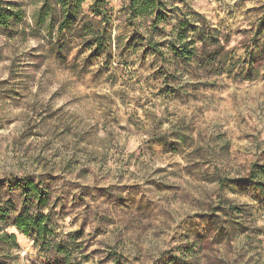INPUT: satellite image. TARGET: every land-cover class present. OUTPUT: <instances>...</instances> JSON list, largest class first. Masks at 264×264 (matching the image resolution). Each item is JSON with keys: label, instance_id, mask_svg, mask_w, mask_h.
Wrapping results in <instances>:
<instances>
[{"label": "rangeland", "instance_id": "1", "mask_svg": "<svg viewBox=\"0 0 264 264\" xmlns=\"http://www.w3.org/2000/svg\"><path fill=\"white\" fill-rule=\"evenodd\" d=\"M5 1L23 10L25 33L0 35L2 198L18 212V181L43 184L66 263L264 264L259 191L227 193L251 214L222 234L207 223L222 202L214 175L243 179L264 165V0H169L157 41L172 40L183 15L201 16L196 26L215 30L222 48L211 69L176 66L168 47L163 61L141 59V47L111 61L74 44L58 50L55 35L34 26L35 3ZM127 3L108 0L114 21ZM49 258L21 238L0 264Z\"/></svg>", "mask_w": 264, "mask_h": 264}, {"label": "trees", "instance_id": "2", "mask_svg": "<svg viewBox=\"0 0 264 264\" xmlns=\"http://www.w3.org/2000/svg\"><path fill=\"white\" fill-rule=\"evenodd\" d=\"M37 6L33 15L35 28L45 31L49 36L55 35L57 49L62 44H74L91 51V56L104 57L111 61L115 57L124 59L126 56L137 55L141 47V59L150 56L161 58L163 48L168 47L171 63L176 66L193 64L211 69L220 58V40L215 30L196 26L195 21L201 16L188 19L183 15L173 25L172 40L158 42L164 38L167 24L170 22L172 6L169 0H128L121 10L119 20L114 21L107 6L108 0H94L89 12L84 11L85 0H29ZM182 2V0H175ZM186 5V2H182ZM190 9V5L187 4ZM189 15H195L192 11ZM25 14L15 3L0 0V35L8 39L23 36ZM117 23V24H116ZM120 24V25H118ZM264 31V18L260 20L257 34ZM116 32L115 38L113 37ZM194 36L188 40V34ZM210 48H214L211 50ZM115 50L116 52H114ZM264 54V47H263ZM165 61V60H164ZM163 141V140H162ZM167 145V144H166ZM220 193L221 207L216 211L219 215L208 216L207 223L216 227L220 235L224 225L233 227L237 218L250 216L251 211L239 208L226 197L228 192H235L240 186L252 187L259 191L257 211L264 213V165H252L245 178H228L217 173L211 180ZM43 184L24 177L18 181L17 188L21 191L23 208L16 212L11 198H2L5 190L0 182V255L7 257L10 250L18 249L20 239L34 242V246L42 248L49 264H67L66 248L56 241L51 216L54 207L48 205V192ZM12 188L8 189V193ZM49 207L44 214V207ZM225 219V220H224ZM238 224V223H237ZM11 227L13 232H6ZM64 257V258H63ZM1 262V261H0Z\"/></svg>", "mask_w": 264, "mask_h": 264}]
</instances>
